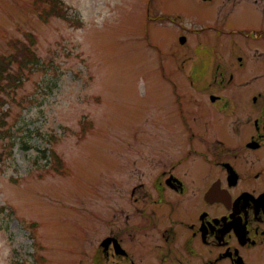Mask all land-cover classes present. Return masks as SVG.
<instances>
[{
  "label": "rangeland",
  "instance_id": "374dc122",
  "mask_svg": "<svg viewBox=\"0 0 264 264\" xmlns=\"http://www.w3.org/2000/svg\"><path fill=\"white\" fill-rule=\"evenodd\" d=\"M62 1L65 17L43 21L34 0H0V62L29 31L40 57L18 86H0V264H130L100 243L117 234L120 202L134 210L154 140L180 146L172 83L204 101L259 97L264 0ZM227 119L240 140L246 117Z\"/></svg>",
  "mask_w": 264,
  "mask_h": 264
},
{
  "label": "flooded vegetation",
  "instance_id": "af4514ba",
  "mask_svg": "<svg viewBox=\"0 0 264 264\" xmlns=\"http://www.w3.org/2000/svg\"><path fill=\"white\" fill-rule=\"evenodd\" d=\"M172 88L170 125L180 146L172 150L154 140L149 165L143 159L137 165L149 180L131 188L132 212L120 202L117 234L112 229L105 237L117 243L102 250L130 264H264V90L260 98L213 93L204 101L185 96L174 83ZM242 116L246 123L242 129L236 124L237 140L227 118ZM194 200L198 205L191 211ZM133 213L137 220L131 223ZM143 236L150 247L140 245Z\"/></svg>",
  "mask_w": 264,
  "mask_h": 264
},
{
  "label": "trees",
  "instance_id": "16d2710c",
  "mask_svg": "<svg viewBox=\"0 0 264 264\" xmlns=\"http://www.w3.org/2000/svg\"><path fill=\"white\" fill-rule=\"evenodd\" d=\"M36 6L38 9H40V16L43 18H49L51 15L61 16L65 17L66 12L63 10V7L61 5V0H35ZM45 3H49L50 6L47 7ZM13 45L14 52L10 53L11 56L8 57H2L3 62H0V86H10L11 84H14L16 82L17 75L21 74V71L18 70L16 73L11 72V65L18 62L25 66L29 62H33L34 59L33 53L26 49L24 45L21 47L18 45V43H15L13 41L9 42ZM28 50V51H27ZM26 51V52H25ZM9 54V55H10ZM23 57V58H20ZM3 69V70H1ZM7 72V73H6ZM5 74V77H4ZM6 80H2V78ZM5 81V84L3 83ZM7 99L3 97L0 100V104L6 103ZM1 120V118H0Z\"/></svg>",
  "mask_w": 264,
  "mask_h": 264
},
{
  "label": "water",
  "instance_id": "95a60500",
  "mask_svg": "<svg viewBox=\"0 0 264 264\" xmlns=\"http://www.w3.org/2000/svg\"><path fill=\"white\" fill-rule=\"evenodd\" d=\"M184 41H185V38H181V42H184ZM109 241H110V239L107 238L106 240L103 241V245H105V247H106L108 245Z\"/></svg>",
  "mask_w": 264,
  "mask_h": 264
}]
</instances>
